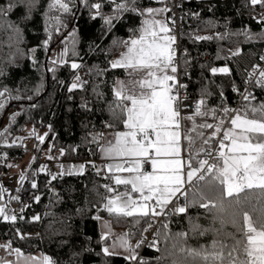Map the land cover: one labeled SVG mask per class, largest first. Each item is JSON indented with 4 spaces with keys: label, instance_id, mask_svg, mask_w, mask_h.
<instances>
[{
    "label": "snow or ice",
    "instance_id": "6c2138e0",
    "mask_svg": "<svg viewBox=\"0 0 264 264\" xmlns=\"http://www.w3.org/2000/svg\"><path fill=\"white\" fill-rule=\"evenodd\" d=\"M154 2L161 6L142 5L141 0H47L43 10L46 38L41 45L45 51L53 35L60 36L61 30L68 27L66 18L75 16L74 9L79 4L87 9L90 19L102 22L101 39L113 35L107 48L95 43L89 45V51L100 50L107 57L112 49H119V57L107 63L111 69H123L127 76L125 80L117 79L114 82L113 101L107 105L110 120L104 125L107 132H92L85 137L89 143L96 145L104 161L100 167L93 162L92 167L98 176L108 181L100 186L104 189V195L96 191L99 200L91 205L96 209V215L91 218L100 221L103 229L99 240L101 249L97 255L102 253L105 258L123 255L129 264H145L136 250L147 237L141 235L133 245L130 238L135 233L117 234L113 232V224L133 218L134 223L139 225L140 218L145 217L157 222L158 217L186 214L190 207H199L212 213L208 227L198 223L199 217H188L187 231L173 233L169 228L170 222L163 223L155 230L148 244L160 253L154 258L155 264H264V99L258 100L254 91L250 90H264V67L259 64L252 66L244 79L243 91L232 85V91L240 96L236 107L226 103L227 98L222 90L218 93L220 103L210 106L208 98L212 92L207 85H202L194 110L189 112L188 85L178 79L179 66L174 47L177 36L170 26L175 25L176 20L167 16L172 12V7L167 0ZM249 5L252 8L259 5L264 9V0H247L244 6L247 8ZM40 6L41 0L0 2V32L7 37L3 43L9 48L3 66H0V78L8 75L9 67L18 66L17 58L24 55L20 47L24 39L22 26L33 18ZM106 6L109 8L107 12L104 11ZM13 14L17 17L15 20L12 19ZM191 15L199 17L196 12ZM251 18L262 25L260 32L254 33L246 26L233 32L228 29L230 21H226L225 32L216 33L215 36L196 35L194 38L201 41L243 36L249 43L264 40V12ZM125 24L127 38L115 36L117 26ZM205 24L212 28L217 26L211 20L205 21ZM77 31L73 28L68 33L70 41L67 37L61 38L60 42L65 46L58 58L50 61L51 64L67 63L64 58L69 53V43L72 54L78 55L80 41ZM30 51L34 54L36 49ZM229 52L232 57H237L242 54V49L237 46L234 50L229 49ZM260 60L264 61V55L260 56ZM32 63H37L34 55ZM80 67L76 62L71 63L73 70ZM107 70L97 69L96 74L101 75ZM49 71L55 72V69L49 68ZM211 73L230 75L231 70L227 66L213 67ZM80 79L79 76L75 77L76 81ZM78 86L82 87V84L74 82L69 92ZM13 91L6 84L0 87V110L5 108L8 101L22 98L19 89L15 90V95ZM33 91L38 95L40 86ZM96 95L98 99L103 98L102 92H96ZM27 99L32 100L33 96L29 95ZM19 114H12L9 128ZM48 127L51 130V125ZM8 131L5 128L4 132H0V138H4ZM47 135V132L39 135L34 127L29 132V137H35L40 144L45 142ZM17 139L22 144L26 138ZM3 144L12 147L16 140L8 143L5 138ZM60 153L63 155L64 150L61 149ZM0 159L6 161L7 153ZM35 159L33 157L32 162ZM48 159L53 157L49 155ZM59 167L63 168V165ZM84 169L83 164L72 165L66 173H49L51 179L48 185L51 186L57 175H82ZM39 171L45 172L46 167L42 165ZM26 179V172L21 170L18 183L22 185ZM37 187L33 180L31 188ZM5 191L0 184V201H3ZM50 191L57 197V203L62 202L54 188L50 187ZM32 199L39 203L41 196L33 195ZM11 200L19 201L20 196L10 195L9 202ZM84 211L82 208L76 209L77 213ZM101 212H106L110 219L104 220ZM0 218L12 223L18 219L15 214H8L5 204H0ZM40 220V215L32 217L34 222ZM217 224L219 227H216ZM152 226V223H148L142 233H147ZM228 226L233 231H227ZM209 234L210 243L197 246L188 243L190 238L198 239ZM17 235L20 240L26 239L19 229ZM161 241L163 249L160 247ZM62 243L68 244L69 241ZM0 248L10 255L14 252L16 256L15 261L0 259V264H58L48 255H25L20 248L13 249L11 241L0 244ZM92 251L91 247L81 246L80 252L72 254L70 264H74L75 257Z\"/></svg>",
    "mask_w": 264,
    "mask_h": 264
},
{
    "label": "trees",
    "instance_id": "16d2710c",
    "mask_svg": "<svg viewBox=\"0 0 264 264\" xmlns=\"http://www.w3.org/2000/svg\"><path fill=\"white\" fill-rule=\"evenodd\" d=\"M4 2V0H0ZM171 6V0H167ZM247 0H199L197 2H183V6L191 15L193 12L199 13L198 18L192 20L197 26V31L193 34H182L179 36V75L180 81L187 84V93L189 97L199 98V91L202 85H207L212 95L208 98V104L215 106L220 103L218 93L222 90L225 94L226 103L230 107H236L240 102V96L232 91V85L235 84L241 91L244 88V79L247 73L252 70L254 64H260V56L264 55V40H255L251 43L246 42L243 36H230L224 40H195L196 35H212L225 32L224 24L228 23V29L235 32L245 26L257 33L261 31L262 25L258 24L251 17L259 16L264 12L259 5L252 8L249 5L245 8ZM142 5L155 6L159 5L154 0H141ZM47 0H41V6L33 15V18L22 27L24 28V39L20 45L24 52L22 57H18L16 64L7 69L8 75L0 78V87L6 84L13 89H19V100H10L3 110H0V132H4L5 128L9 131L5 133L4 138H0V156L7 153V160L20 159L24 150L22 148L19 137H29L27 129L33 127L37 130L48 133L45 142L40 144L35 142L33 153L36 160L40 148L48 150L51 147L50 154L59 153V160L81 161L85 165L82 175L73 174L71 176L65 174L62 177L57 175V179L52 181L51 186L48 181L51 179L49 171L37 173L36 183L37 189H30L29 192L34 195H40L41 200L36 203L31 200L27 204L21 202V208L24 211L15 212L17 221L15 223L5 222L0 219V242H12V247L20 248L24 253H37L48 255L58 261V264H70L72 254L80 252L81 246L91 247V253H82L75 257L74 264H129V261L123 258V255L103 257L100 253L101 244L100 231L98 221L91 217L96 215V209L91 205L99 200L96 191L100 195H104V189L100 187L108 181L102 176L96 174V169L92 167L96 163L97 147L93 143H89L85 137L92 132L105 131V122L110 120V114L107 109L108 103L113 101L112 89L117 79H127L123 69H111L107 63L113 59L120 50L112 49L106 57L100 50L89 51V45L99 43L101 48H107L111 44L113 35H109L103 39L100 38L101 24L99 19L92 20L89 13L82 5H77L74 9L75 16L67 17L68 27L61 30V35H53V39L48 50L42 47L41 42L46 38L44 32V16L43 10L46 8ZM105 12L109 11L106 6ZM170 16V12L167 13ZM17 17L13 14L12 19ZM213 21L217 25L215 28L209 27L205 21ZM138 23V21H137ZM77 29L79 45L77 48L78 55L71 52V44L69 43V53L64 58L67 63L48 66L51 51L57 45H63L60 41L62 37H68V33L73 29ZM199 29V30H198ZM114 35L127 38V24L118 25L114 31ZM7 37L0 32V66H3L4 60L7 58L9 48L3 42ZM239 46L242 54L232 57L229 49H235ZM35 48L33 54L30 50ZM15 49L13 48L12 51ZM37 61L36 65L32 63V57ZM185 60L188 61L185 64ZM76 62L81 65L79 69L73 70L71 63ZM227 66L231 70L230 75L217 73L213 75L211 68ZM54 68L55 72L49 71ZM97 69H108L101 75L96 74ZM91 70V71H90ZM83 73L87 81L82 87H77L69 92V88L75 82V77ZM40 86L39 94L34 93V89ZM95 89V91H94ZM254 91L258 100L264 99V90L259 88H250ZM96 92H102L103 98L98 99ZM33 96L32 100L27 97ZM35 104V107L32 105ZM86 105V107H82ZM13 113H20L16 116L9 128L10 118ZM51 125V130H49ZM7 139L8 143L16 140V144L12 147H6L3 140ZM25 140V139H24ZM64 150L61 155L60 150ZM91 149V151H90ZM0 159L1 164L6 162ZM35 165V164H34ZM56 175L57 173H51ZM50 187L54 188L60 194L62 202L57 203V197L50 191ZM85 209L82 214L77 213L76 209ZM90 209V211H89ZM49 213V215H45ZM34 215H40V221H32ZM100 215L106 219H110L106 212ZM23 217V219H20ZM188 217H199L198 223L204 227H208L212 221V213L199 207H190L186 214H179L163 219L161 225L165 222L169 223V228L173 233L188 230ZM150 217L140 218V224L136 225L133 218H127L126 222L113 224V228L118 231L133 232L130 242L135 243L141 238L143 225ZM63 221V223H61ZM219 227V224L216 225ZM17 229L20 233L25 234L26 239L20 240L17 235ZM227 231H233L228 226ZM38 232L39 236L30 237L32 233ZM191 236V233L189 234ZM91 238L90 240L88 238ZM69 241L68 244L62 241ZM110 241V239H109ZM108 241V243H109ZM211 234L198 239H189L188 243L192 246L198 244L210 243ZM230 242V241H229ZM163 249V241L160 243ZM140 250L137 249L136 251ZM160 253L153 248L145 249L141 252L140 258L145 264H155V257Z\"/></svg>",
    "mask_w": 264,
    "mask_h": 264
},
{
    "label": "rangeland",
    "instance_id": "374dc122",
    "mask_svg": "<svg viewBox=\"0 0 264 264\" xmlns=\"http://www.w3.org/2000/svg\"><path fill=\"white\" fill-rule=\"evenodd\" d=\"M161 5H155L153 7H160ZM64 46L63 45H57L55 48L51 51V54L49 56L48 60V66H54L57 64H51L50 61L56 60L60 54V52L63 50ZM120 53V52H119ZM119 53L113 57V59H116L119 57ZM32 130L31 127L27 129L28 132ZM36 132L39 135H43L45 133V130L40 131L36 129ZM38 141L35 137H27L25 140L22 142V148L24 150V154L20 159H9L5 163L1 164L0 166V184L4 186L6 189L4 193V199L3 201H0V204H5L6 209L8 211L9 215L15 214V211H19L21 209V197L23 195V192L26 191L27 189H31V182L33 180L36 181V175L37 173H41L39 171L40 167L43 165L46 167V171H49L51 173H59L61 171H64L65 173L70 170L72 165L79 166L81 164L84 165L83 162L81 161H66V162H61L59 160V153L55 154H50L48 150H45L44 148H40L39 154L37 155V160L35 159V162H32V158L35 157V154L33 153V149L35 147V142ZM51 155L53 159H48V156ZM11 164V165H19V167H7L6 165ZM35 164V165H34ZM29 165H31L29 167ZM60 165H63V168L59 167ZM21 170H24L27 174V179L26 181L20 185L18 183V178ZM20 188V192L17 193V188ZM121 190L122 186H121ZM20 196V200H11L9 202V196ZM2 219V218H0ZM104 220H108L105 217H103ZM3 220V219H2ZM4 221V220H3ZM99 224V231L101 235L102 229V224L100 221H98ZM113 232L120 234L123 233L122 231L115 230L113 228ZM111 243V238L109 241V244ZM0 244H4V242H0ZM122 251V250H121ZM24 253V252H23ZM25 255H32L36 257H40L41 253H24ZM0 259H8L15 261L16 256L15 253L12 252L11 255L9 254L8 251H6L3 248H0Z\"/></svg>",
    "mask_w": 264,
    "mask_h": 264
},
{
    "label": "built area",
    "instance_id": "2783aa9c",
    "mask_svg": "<svg viewBox=\"0 0 264 264\" xmlns=\"http://www.w3.org/2000/svg\"><path fill=\"white\" fill-rule=\"evenodd\" d=\"M199 0H171V6L172 7V12H170V16L176 20L175 25H170L174 28V34L177 36V42L174 45L175 50H176V58H177V63L179 66V56H180V49H179V36L182 34H193L197 31V26L195 24V22L192 20L191 15L189 14V12L186 10V8L183 6V2H197ZM261 65V67H264V61H261V63L259 64ZM77 76H79L81 79L80 81H76V83L78 84H82V86L86 83L87 78L83 73L78 74ZM179 79V77H178ZM180 80V79H179ZM181 82V81H180ZM197 99L193 98V97H189L188 96V101L187 103L191 104V108L189 109V112H191L192 110H194L195 107V101ZM34 194L30 193L29 191L26 193H23L22 197H21V202L23 204H27L29 203L32 199V196ZM181 203H183V201L181 200ZM171 217V216H168ZM168 217H158L156 218L157 222H153L151 218H149L146 223L143 225V228L148 226V223H152L153 226L152 228L149 229V231L147 233H143V236L147 237V240L145 241L144 244L141 245L140 250L138 252V256L140 257V254L143 250L145 249H151V247L148 246L149 242L152 241L153 235L155 234V230L157 228H159V225L161 224V222L163 221V219L168 218ZM39 234L38 232H34L31 234L30 237H36L38 238Z\"/></svg>",
    "mask_w": 264,
    "mask_h": 264
},
{
    "label": "crops",
    "instance_id": "0c3cea01",
    "mask_svg": "<svg viewBox=\"0 0 264 264\" xmlns=\"http://www.w3.org/2000/svg\"><path fill=\"white\" fill-rule=\"evenodd\" d=\"M96 163H98L100 166L104 164V161L101 160V158H100V155H99L98 150H97V156H96ZM29 190H30V189H27V190L24 191L23 193H26V192H28ZM15 212H16V211H15Z\"/></svg>",
    "mask_w": 264,
    "mask_h": 264
},
{
    "label": "bare ground",
    "instance_id": "6f19581e",
    "mask_svg": "<svg viewBox=\"0 0 264 264\" xmlns=\"http://www.w3.org/2000/svg\"><path fill=\"white\" fill-rule=\"evenodd\" d=\"M178 77H179V79H180V75L178 74ZM194 98V97H193ZM197 99V98H196ZM139 252V250L137 251V253Z\"/></svg>",
    "mask_w": 264,
    "mask_h": 264
}]
</instances>
